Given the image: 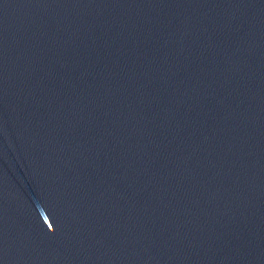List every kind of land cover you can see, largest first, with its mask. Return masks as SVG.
<instances>
[{
  "label": "water",
  "instance_id": "obj_1",
  "mask_svg": "<svg viewBox=\"0 0 264 264\" xmlns=\"http://www.w3.org/2000/svg\"><path fill=\"white\" fill-rule=\"evenodd\" d=\"M0 264H264V0H0Z\"/></svg>",
  "mask_w": 264,
  "mask_h": 264
}]
</instances>
